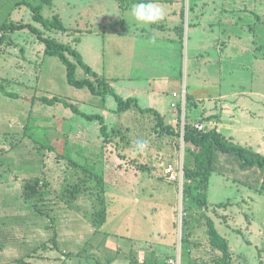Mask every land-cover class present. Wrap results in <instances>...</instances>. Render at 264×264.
Returning <instances> with one entry per match:
<instances>
[{
    "label": "rangeland",
    "instance_id": "1",
    "mask_svg": "<svg viewBox=\"0 0 264 264\" xmlns=\"http://www.w3.org/2000/svg\"><path fill=\"white\" fill-rule=\"evenodd\" d=\"M190 1L176 0L169 4L163 3V6L157 3L168 12L175 8L176 4L180 7L187 6ZM255 3L252 0H211L204 4L207 6L206 17H211L214 22L224 23L226 16L235 15L241 28L245 26L242 33L237 34L245 40V46L250 47L251 38L255 36V19L264 13V0L262 4L258 0V6H255ZM41 5V0H0V26L7 23H24L43 29L34 21L30 7ZM129 6V0H53V6H42L41 14L50 20L58 15L65 30L47 31L46 37L87 54L93 51L87 55L89 61L103 59L108 70L113 60L119 63L123 59L122 53L114 52L118 43L109 34L112 30L123 31L122 21L129 19L124 11L125 7ZM234 10L236 12H233ZM187 13L185 7L184 14ZM109 19L120 22L109 29ZM145 27L146 33H152L149 26ZM125 30L127 33L136 31L134 27L129 26H126ZM165 32L169 34L168 31ZM32 34L29 30L6 33L0 43V84L8 93L18 96L33 93L25 86H33V83L27 82L28 74L25 71L29 69L28 64L17 54L22 48L29 50L45 45ZM1 37L2 32L0 40ZM190 37L192 35L189 34L186 24L185 39ZM22 39H29L31 42ZM16 41H19L18 46L15 45ZM182 49L183 54L187 55L188 48L183 45ZM45 57L39 59L37 68L39 74L42 69L39 85L40 88L43 86V90L46 88L50 92L52 89L53 91L44 94L71 98L70 101L76 99L77 105H84V112L100 114L101 111L93 106L96 101L94 94L88 89H77L68 83L66 67L58 57ZM263 62L264 60H258L253 55L250 61L253 70H247L250 77H245V80L250 81V84L245 82L247 87L251 85L262 92ZM131 63L135 65L134 61ZM23 65L24 71L20 76L17 72L19 69L21 71L19 67ZM39 74L33 76L35 82L38 81ZM105 74L107 75V72ZM76 76L80 80L85 79V70L79 68ZM146 76L139 77L137 84L141 82L146 85ZM174 80L177 82L171 85L170 93H182L183 81L192 90V80L184 70V64ZM18 83H22V86ZM195 83L204 85L198 78ZM90 97L94 100H89ZM111 101L112 98L108 105ZM32 103L34 101L27 98L7 96L0 89V227L3 232L15 237V240L8 242L1 238L0 264H59L53 258L71 252L77 255L72 258L73 264H81L82 260L109 264L116 258H124L125 247L129 244L135 248L142 246L144 252L151 253L154 257L152 261L157 264H167L166 260L169 258V261L177 258L178 248L191 239V235L194 242L189 240V244L198 245L195 250L197 263L192 264H217L220 261L227 264L222 252L219 251L220 255L215 256L212 247L208 246L209 240L206 242V237L209 236L206 216L215 222L219 233L229 242L231 264H264L263 187H258L260 191H256V187L252 186L253 189L250 190L233 182L225 186L227 183L222 177L214 174L208 191V206L203 208L184 194L183 180H168L165 170L169 165H173L177 171L182 170L186 165L188 153L183 139L163 135L161 129L156 130L157 121L153 114L138 113L135 109H130L131 111L121 118V124H116L113 128L107 140L92 139L89 147L92 155L82 156L75 148V141H69L67 145L63 137L59 138L66 131V124L63 128L57 123L60 115H55V120L46 118L47 111H44V108L41 112L36 111L37 107L32 108ZM75 118L76 120L71 119L70 122L66 119L69 128H73L76 121L78 124L85 121L79 116ZM50 123L53 127L57 126L52 136L49 135ZM140 139L148 142V147L143 153L135 150V143ZM10 149L12 150L9 151ZM221 155L219 153L217 159ZM86 157L91 161V166L94 165V173L102 178L96 180L102 182L101 184L89 188L95 190L96 187L97 198L94 202L100 206L109 198L115 205L110 219L106 204V210L101 207L96 210L92 219L98 228L95 237L88 232L90 228L86 219L91 214L85 208V201H82L90 196L89 193L75 196L69 193L73 190L64 192L66 182H73L72 179L79 177L76 166L70 160L88 166L89 162L84 160ZM86 178H90V175ZM105 181L112 187L110 193H105ZM227 201H234L236 204H224ZM238 204L242 206L241 209ZM122 206L128 212L118 214L117 211L121 210ZM85 216L88 218L85 219ZM59 217L62 218L60 222ZM158 232L162 235L159 236ZM89 243L95 245L98 250L93 254V258L89 252L90 247L82 252L83 245ZM110 243L121 248L117 251L109 246ZM44 250L48 251L43 252ZM80 252L82 255L78 256ZM151 255L148 257L152 258ZM184 255L186 254L183 253L182 264L185 263ZM49 259L53 260V263H46ZM190 259H193V256Z\"/></svg>",
    "mask_w": 264,
    "mask_h": 264
},
{
    "label": "crops",
    "instance_id": "2",
    "mask_svg": "<svg viewBox=\"0 0 264 264\" xmlns=\"http://www.w3.org/2000/svg\"><path fill=\"white\" fill-rule=\"evenodd\" d=\"M129 1L130 6L128 8L125 7L124 11L129 19L127 21H122L124 27L123 31L112 30L109 34L113 37V40L118 43L114 52L123 54L121 57L123 58L122 62L116 63L113 60L107 70L106 63L103 59H98L94 62H91V60L89 61L87 55L91 54L93 51L87 54L84 51H78L74 48L81 54L84 61L86 60L85 62L97 73L98 79L108 82L115 92L124 100L136 99L141 108L152 109L158 112L166 125L176 128L181 124L183 118L184 120L188 119L190 122L194 123V125L201 123L205 126L206 131L216 130L230 142L239 146L247 147L264 156V92L255 89L251 85L247 87L245 84V82L250 84V81L245 80V77H250L247 75V70H253L252 64L250 63L252 56L254 55L258 60H264V13H261L260 16L258 15L255 19L257 21L254 24L255 36H251L252 38L250 37L252 39V45L248 47L247 45L245 46V40L237 34H241L245 26L244 28H241L240 23H237L238 20L235 15L229 17L226 16L223 19L224 23L221 21L214 22L211 20V17H206L207 6L204 3H209L211 0H191L192 2L190 1L187 6L182 7L176 4V7L172 8L171 11L165 12V17L162 21L154 25H149L152 29V33L149 34L146 33L147 27L138 26L130 15L132 4L138 3L140 0ZM174 1L176 0H155L156 3L158 2L162 6ZM252 1L256 2L255 6H258V0ZM259 1L262 4L263 0ZM185 7L188 11L187 15L184 14ZM233 12H236V10ZM238 18L242 20L241 17L238 16ZM119 22L120 21L117 22L109 19V29H111L112 26L115 27ZM186 24L189 28V34L192 35L189 39H185ZM126 26H129L130 28L134 27L136 31L127 33L125 30ZM165 30L168 31L167 33L169 34H166ZM24 31H18L16 33ZM46 32L47 31H45V36ZM27 40L28 42H31V40ZM27 40L23 41L27 42ZM184 40H186V42H184ZM18 42L19 41H16L15 45ZM188 44H190L189 47ZM183 45L188 48L187 55L183 54ZM45 49L46 47L43 45L30 48L29 50H26L25 48L18 50L19 52H17V54L21 56V59L24 58V62L28 64L29 69L25 71L28 74L27 82L33 83V86L25 84L28 90L33 92V97H31V94H28V96H24L25 94H19V97L34 101V103H32V108L37 107L36 111L41 112L43 111L42 108H44V111H47V114H44L46 118H53L55 120L54 116L60 115L57 123L58 125L63 126V128L66 124V131L63 132V135L59 138L63 137L64 142L66 143L67 141V145L69 141H75V148L78 153L81 152L80 155H92V152L89 149L90 143H92L93 140L101 141V138H104L101 132L100 122L98 120L89 121L82 116L75 114L72 109L66 108L63 104L48 105L39 101V99L44 97L49 99L59 97L55 96L56 94L47 96L44 93L47 92L50 94L53 89L51 88L52 90L50 92V90L48 89V91L46 88L43 90V86L40 88L39 85L42 69H40L39 74L37 68L39 66V59L42 56L44 58H46L45 56H48L45 53ZM250 51H253V53L251 54ZM131 61H134L135 65H132ZM182 64H184V70L192 80V90L190 89V86L183 81L182 93H170L171 85L177 82L174 79L180 74ZM33 65L35 66L34 68ZM19 68H21V71L19 69L17 74L21 76L22 71H24V65ZM79 68L81 67L78 66L77 70ZM106 72L107 75L105 74ZM38 74V81L35 82L33 76ZM143 76L147 77L146 85L141 82L137 84L140 81L139 77L143 78ZM87 78L89 79L90 77L86 74L85 79ZM197 78L203 81V86L195 83ZM90 79L93 81L97 80L96 78ZM18 84L19 86H22V83ZM184 92L187 97V105L185 109H183L181 104ZM94 96L96 97V101L93 106L96 107L99 112L101 111L100 114H88L87 112H84V105H77L75 98H73L75 101H70L71 98L67 97L59 98L65 99L70 104L77 106V108L86 115L102 116L109 135L113 128L116 127V124H121V118L129 111L134 110L131 109L125 112H119L118 103L112 95L106 97ZM110 98H112V101L108 105ZM89 100L93 101L94 99H91L90 97ZM32 111L34 110L32 109ZM136 111L138 112V110ZM76 116L84 119L85 123L82 122L78 124V121H76L74 127L69 128L66 119L70 122L71 119L76 120ZM69 122L68 124H70ZM49 125L51 127L49 135L52 136L55 134L57 126L53 127L51 123ZM50 139L52 138L50 137ZM11 150L12 149L9 151ZM59 156L63 157V155ZM84 160L87 161V163L89 162L88 166L82 165V162L79 163L70 160V162L76 166V171L79 174V177L78 179H72L73 182L67 181L64 186V192L66 190H73V192L69 191V193L74 194L75 196L89 193L90 196L86 197V199L83 198L82 201H85V208L91 214L89 218L88 216H85V219L88 218L86 220L90 228L87 230L90 235H93L92 237H95L98 228L96 227L95 222H92V219L96 210L100 207L105 209L106 204L108 219H110L111 211H114L113 209L115 205L112 203V200H109V198H106V203L100 206L94 202L97 198V196H95V193L97 194L96 187L94 188L95 190L89 189L92 186H97V182L91 179V172L94 170V165L91 166L92 163L87 157ZM235 163L236 161L234 162L232 159H227V155L220 156L219 164L222 168H219L214 174L222 177L227 183L225 186H228L230 182H233L237 186L246 187L250 190L253 189L251 188L252 186L256 187V191H260L259 189L261 187L264 188V178L259 175V170L252 169L251 171L245 172L240 170L237 163ZM182 170L184 171V168ZM83 174L85 175V179ZM214 174H212L210 178L207 194ZM81 175L83 178H81ZM89 175L90 178H86ZM109 188L110 184L105 181V193H110L112 187ZM229 203H231V205L236 204L234 201H227L224 204ZM238 207H240V209L242 208L239 204ZM228 208L233 209L231 206H228ZM118 211V214H125L128 212L123 206L121 207V210ZM70 217L74 218V216ZM61 219L62 218L59 217V222ZM66 220L70 221L68 219ZM157 234L159 236L162 235L161 232H158ZM190 238L191 239L189 240L194 242L192 235ZM189 240L178 248V254L180 253L181 255V264L183 263V253L186 254L183 258L185 262L184 264H192L193 262L197 263L196 258L198 256L195 250H197L198 245L196 244L195 246L193 244L191 246ZM207 240H209V238L206 237V242ZM109 246L117 251L121 248V246L117 244L112 245V243H110ZM208 246L210 247V244ZM88 247H90V250ZM87 248L93 258V254L98 250H96L95 245H90L89 243L88 245H83L82 252ZM212 250L215 256L220 255L219 250L214 249L213 247ZM46 251L48 250H44L43 252ZM125 251L124 258H116L109 264H157L152 261L154 260V257L151 253L144 252L142 246L135 248L129 244L125 247ZM64 255L66 257H64ZM79 255H82V253L80 252L78 256ZM149 255H151L152 258L148 257ZM75 256L77 255L73 252L68 254L63 253L60 256H56L58 259L54 257L53 260H56L59 264H73L72 258ZM191 256H193V259H190ZM169 259L166 260L167 264H169ZM53 260L49 259L46 263H53ZM81 264L100 263L98 261L93 262L92 260H82Z\"/></svg>",
    "mask_w": 264,
    "mask_h": 264
},
{
    "label": "trees",
    "instance_id": "3",
    "mask_svg": "<svg viewBox=\"0 0 264 264\" xmlns=\"http://www.w3.org/2000/svg\"><path fill=\"white\" fill-rule=\"evenodd\" d=\"M41 4V6L30 7L33 11L34 21L43 27L42 30L31 24L7 23L0 26V32H2L0 43H2L6 33H16L18 31L29 30L37 36L41 43L45 44L46 55L58 57L65 65L67 69V80L71 86L79 89L88 88L92 94L96 96L106 97L108 95H112L118 103L119 112L135 109L143 114H153L157 121L155 127L156 130L161 129V133H163V135L165 134L176 138L178 137L180 139L182 138L184 141L185 149L188 153L186 165L184 166V194L187 195L188 198L192 199L201 207L207 208V189L210 178L212 174L218 171L219 168H222L219 164L220 157L217 159L219 153L227 155V159H232L234 162L236 161L240 170L246 172L251 171L252 169H257L259 170V175L264 178L263 155H260L247 147L239 146L230 142L216 130L199 131L195 127L194 123L190 122L188 119L185 120L184 128L182 122L176 128L166 125L158 112L152 109L141 108L136 99L124 100L120 97L108 82L98 79L97 73L84 61L79 52L73 49L70 45L59 43L55 39L45 36V31H63L65 30V27L58 15L54 16L53 19L50 20L44 18L41 14L42 6H53V0H41ZM78 66L84 69L90 78H96L97 80L93 81L90 78L81 80L78 79L76 76ZM0 89L7 96L19 98L18 95L8 93L2 84H0ZM39 100L48 105L63 104L66 108H71L75 114L80 115L89 121L98 120L101 125L103 137L105 140L109 137L107 132L108 129L102 116L86 115L82 113L77 106L70 104L67 100L59 97H54L52 99L44 97ZM189 155L190 157H188ZM97 178L101 177L92 171L91 179L94 181L100 180ZM98 183L101 184L102 182L100 183L97 181V186ZM205 219L206 226L208 227L210 246L221 251L223 258L225 260L227 259V264H231L232 258L230 254L229 242L219 233L215 222L210 217L206 216ZM2 237L5 242L15 240L14 236L3 232L0 227V240ZM217 264H222V262L220 261Z\"/></svg>",
    "mask_w": 264,
    "mask_h": 264
},
{
    "label": "clouds",
    "instance_id": "4",
    "mask_svg": "<svg viewBox=\"0 0 264 264\" xmlns=\"http://www.w3.org/2000/svg\"><path fill=\"white\" fill-rule=\"evenodd\" d=\"M130 15L138 26H149L162 21L165 11L155 0H140V2L132 4ZM147 147L146 140L140 139L135 143V150L138 153H143Z\"/></svg>",
    "mask_w": 264,
    "mask_h": 264
},
{
    "label": "built area",
    "instance_id": "5",
    "mask_svg": "<svg viewBox=\"0 0 264 264\" xmlns=\"http://www.w3.org/2000/svg\"><path fill=\"white\" fill-rule=\"evenodd\" d=\"M182 106H183V109L186 108V105H187V97H186V93L184 92L183 96H182V102H181ZM183 123V128L185 126V120L183 119L182 121ZM195 127L199 130V131H206V128L203 124L201 123H198V124H195ZM166 175L168 177V180L170 182H179V181H182L184 179V171L183 170H180V171H177L173 166H169L167 169H166ZM169 264H181V255L180 253L178 254V257L176 259H171L169 261Z\"/></svg>",
    "mask_w": 264,
    "mask_h": 264
}]
</instances>
